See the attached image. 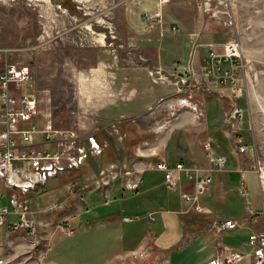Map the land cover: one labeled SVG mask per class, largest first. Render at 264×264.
Segmentation results:
<instances>
[{
  "label": "rangeland",
  "instance_id": "obj_1",
  "mask_svg": "<svg viewBox=\"0 0 264 264\" xmlns=\"http://www.w3.org/2000/svg\"><path fill=\"white\" fill-rule=\"evenodd\" d=\"M177 2L183 3L190 12L193 9L197 15L198 34L193 35V39L196 37L195 44L192 43L193 49L188 46L184 51L182 43L186 38L185 32L179 30L175 23L171 25L178 28L177 32L169 29L162 35L151 31L152 28L144 29L150 25L143 19L144 12L156 14L155 9L158 11L162 5L172 10ZM190 12L183 16L189 21V27ZM127 14L139 16L143 26L141 32L129 29ZM229 19L231 23H228ZM227 40L237 45L240 64V94L234 98H231L229 89L205 80L202 68L209 52L208 43L214 44L222 53ZM203 42L206 43L205 48L198 46ZM160 45L161 51L158 50ZM2 46L26 47V51L17 56L18 61L29 64L33 72V87L39 93V117H48L55 127L74 132L83 139L118 117L123 112L122 108L139 109L141 105L149 104L151 99L157 101L155 97L158 95L174 93L162 97L158 102L159 107L140 118L136 128L135 125L130 126L132 134L141 124L147 130L145 132L151 133L149 137L154 136V139L158 134L160 141L179 132L193 137L198 134L197 128H191L193 121L224 120L221 152L222 148L228 147L226 133L232 138L233 148L234 139L243 138L248 145V150L243 153L244 162L255 171L264 193V0H236L226 10L216 7L214 0H0ZM198 52L203 58L197 75L190 76L180 66L175 67L177 60L178 65L186 63L181 56L189 54L195 57ZM160 54L166 60L172 59L171 63L158 66L156 63ZM133 92L139 93L134 94L136 97L129 95ZM117 96L140 98L136 102L130 99L118 102L120 108L116 104H106L104 99ZM233 105L243 109L237 122H231L228 117ZM126 127H129L128 124ZM199 130L203 136L214 133L209 128ZM111 133L115 136V144L122 158L101 163L98 173L113 165L115 169L139 168L143 174L145 168H154L150 164L164 161L146 160L149 157L144 155V150L151 146L147 142L152 139L138 142L130 133L126 137H120L114 131ZM83 145L86 147L87 161L92 150L88 143ZM161 146L157 143L153 145ZM219 157L224 158V165L225 156L215 157L216 161ZM140 159L144 160V166ZM91 165L84 162L80 171L71 178L65 180L67 173H64L50 179L47 185L39 186L36 193L32 191L26 194L31 208L29 217L36 230L33 232L26 228V231L10 232L3 249L6 254L0 257V264H40L44 259L42 252L49 249L47 235L56 229V225L57 228L62 227L66 234L73 232L70 217L79 212L81 201L80 205H75L69 197L72 193L84 194L96 188L90 183L96 177ZM70 182L75 185L68 188ZM207 188L208 185L199 196ZM0 193L6 194L2 184ZM56 193L63 194L64 198L55 199ZM191 194H194V189ZM7 197L1 198L0 204H7ZM53 203L57 208L47 212ZM10 218L14 220L15 216L11 215ZM25 244L26 248L23 246ZM145 252V249L136 250L118 264H136ZM47 259L50 260V257L47 256ZM48 260L47 264H51Z\"/></svg>",
  "mask_w": 264,
  "mask_h": 264
},
{
  "label": "crops",
  "instance_id": "obj_2",
  "mask_svg": "<svg viewBox=\"0 0 264 264\" xmlns=\"http://www.w3.org/2000/svg\"><path fill=\"white\" fill-rule=\"evenodd\" d=\"M173 6L175 9L172 10H169L167 5H162L158 11L155 9L162 17V26H147L144 22L147 26L144 29L152 28L151 31L162 35L170 29L172 23H175L179 30L185 32L186 38L182 43L184 51L188 46L193 49L192 43L196 41L193 35L198 34L197 15L193 9L192 12L186 9L181 2ZM188 12L191 13L190 27L189 21L183 17L187 16ZM126 19L130 30L138 33L142 31L139 16L127 14ZM205 44L199 43L198 46L205 48ZM158 50H162L161 45L158 46ZM198 54L195 57L189 54L181 56L186 63L178 65L177 60L174 62L175 67L180 66L190 76L197 75L201 70L199 66L201 67L200 61L203 58L200 52ZM171 60H166L160 54L156 64L160 67L167 66ZM137 93L139 92L129 95ZM171 94L174 93L158 95L155 97L157 101L151 99L149 104L143 107L141 105L139 109L124 110L121 107L123 112L118 117L112 118L104 126L89 134L94 136L102 151L99 155L91 153L84 162L92 164V172L98 175L101 163L114 162L122 158L112 131L120 137H126L130 133L138 142L152 139L147 142L152 147L148 146L144 150V155L149 157L146 160H164L170 167L181 161L185 166L198 168L201 174L211 177L206 192L199 196V204L203 211L194 210L182 197L183 194L190 195L193 192L192 175L190 177L181 174L175 188L169 189L163 172L155 168H145L141 174L142 184L135 192L123 190L121 179L118 181L112 179L113 181L108 184L110 189L107 197L100 188L79 195L72 193L69 198L71 201L74 200L75 205H80L81 201L79 212L70 217L74 230L66 234L62 227L57 228L56 225V229L47 235L50 240L49 249L42 252L41 256L44 259L40 264H47V256L50 257L51 261H48L52 262L51 264H118L132 252L144 249L146 252L143 253V257L138 258L136 264H210L215 259L225 258L231 252L239 253V257L224 264H252V247L246 241L250 234L264 229V193L255 171L249 169L244 162L243 153L246 152H239L234 144L233 148L232 138L227 133L225 139L228 147L222 148L221 152V139L223 141L221 129L224 120L218 118L202 122L193 121L191 128H197L195 130L198 132L197 136L195 134L193 137L179 132L170 134L166 140L160 141L158 134L154 139V136L149 137L151 133L145 132L147 130H144L141 124L132 134L130 126L135 125L136 128L140 118L155 111L162 97ZM138 98L117 96L104 100L106 104H116L117 108H120L118 102H127L129 99L136 102L139 101ZM191 115L195 118L192 113ZM127 124L129 127H126ZM200 128L212 129L214 133L207 135L208 137L203 136ZM85 139L86 137L81 140ZM156 143L163 146L153 147ZM207 151L210 155H207ZM220 155L225 156L223 167L216 165L215 157ZM140 160L144 166V160ZM73 174L67 173L65 180L71 178ZM242 187L246 194L241 190ZM32 193H36L35 190ZM74 197L78 199H73ZM54 198L62 199L64 195L56 193ZM124 215L131 216L132 220L123 221ZM229 219L236 223L234 228L222 226V222ZM9 234L6 226L0 229V257L6 254L3 249ZM23 246L26 248V244Z\"/></svg>",
  "mask_w": 264,
  "mask_h": 264
},
{
  "label": "built area",
  "instance_id": "obj_3",
  "mask_svg": "<svg viewBox=\"0 0 264 264\" xmlns=\"http://www.w3.org/2000/svg\"><path fill=\"white\" fill-rule=\"evenodd\" d=\"M235 1L214 0L216 7H223L224 10ZM214 11L221 12L217 9ZM143 19L152 26H162L159 13L144 12ZM230 20L228 23H231ZM170 29L178 30L175 25H170ZM208 46L209 52L203 66L204 79L229 89L231 98L238 97L240 64L237 45L227 40L222 53L214 44L208 43ZM25 51L26 47H0V184L6 189V194L0 193V198L7 197L9 193L7 204H0V229L7 225L9 233L26 231V228L33 232L36 230L29 217L31 208L26 198L27 193L47 185L52 178L79 171L87 157L84 143H88L91 153L100 154L102 151L93 135L86 136L82 141L74 132L55 127L48 117H39V93L33 87V72L28 67L29 64L18 61L17 57ZM230 110V121L237 122L243 109L233 105ZM234 143L239 152L248 150L243 138L234 139ZM205 148L207 149V145ZM207 155H210L209 151ZM223 163L222 157L216 161L218 167L223 166ZM150 166L163 172L169 189L175 188L181 173L190 177L192 175L194 194H183L182 197L194 210L203 211L199 204V193L209 185V175H201L198 168L185 166L181 161L176 162L173 167L165 161ZM95 176L90 183L100 188L106 197L108 184L112 179L119 177L123 190L133 192L138 190L143 181L139 168L135 167L115 169L112 165ZM73 185L75 183L70 182L68 188ZM241 190L246 194L244 187ZM56 208V203H53L47 212ZM11 215L15 216L14 220L10 218ZM122 220L128 222L132 217L124 215ZM222 226L234 228L236 223L229 219L223 221ZM246 243L252 247V264H264V231L250 234ZM238 257L239 253L231 252L225 258L211 261L210 264H224Z\"/></svg>",
  "mask_w": 264,
  "mask_h": 264
},
{
  "label": "bare ground",
  "instance_id": "obj_4",
  "mask_svg": "<svg viewBox=\"0 0 264 264\" xmlns=\"http://www.w3.org/2000/svg\"><path fill=\"white\" fill-rule=\"evenodd\" d=\"M224 256V255H223ZM216 260V259H215ZM214 261V260H213Z\"/></svg>",
  "mask_w": 264,
  "mask_h": 264
},
{
  "label": "trees",
  "instance_id": "obj_5",
  "mask_svg": "<svg viewBox=\"0 0 264 264\" xmlns=\"http://www.w3.org/2000/svg\"><path fill=\"white\" fill-rule=\"evenodd\" d=\"M60 3H62V1Z\"/></svg>",
  "mask_w": 264,
  "mask_h": 264
}]
</instances>
